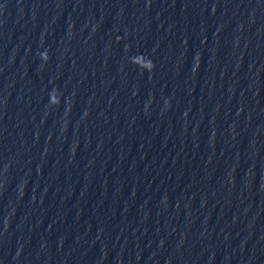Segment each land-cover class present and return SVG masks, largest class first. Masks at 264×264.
I'll list each match as a JSON object with an SVG mask.
<instances>
[{"label": "water", "instance_id": "water-1", "mask_svg": "<svg viewBox=\"0 0 264 264\" xmlns=\"http://www.w3.org/2000/svg\"><path fill=\"white\" fill-rule=\"evenodd\" d=\"M0 264H264V0H0Z\"/></svg>", "mask_w": 264, "mask_h": 264}]
</instances>
